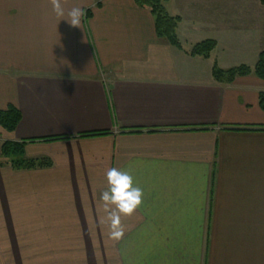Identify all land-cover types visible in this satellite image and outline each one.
Instances as JSON below:
<instances>
[{
	"label": "crops",
	"instance_id": "1",
	"mask_svg": "<svg viewBox=\"0 0 264 264\" xmlns=\"http://www.w3.org/2000/svg\"><path fill=\"white\" fill-rule=\"evenodd\" d=\"M62 6L85 10L79 27L51 0H0V111L20 113L0 147L51 162L0 165V264H264V81L212 76L255 65L263 21L217 27L171 0L184 46L217 42L202 58L159 39L134 0ZM113 167L144 191L119 241L99 199Z\"/></svg>",
	"mask_w": 264,
	"mask_h": 264
},
{
	"label": "trees",
	"instance_id": "2",
	"mask_svg": "<svg viewBox=\"0 0 264 264\" xmlns=\"http://www.w3.org/2000/svg\"><path fill=\"white\" fill-rule=\"evenodd\" d=\"M171 0H134V3L149 10L153 21L156 36L165 40L172 47L183 51L190 57L209 58L216 48V42L212 39L203 40L193 45L190 50H184L178 40L177 29L180 24V17L172 16L167 11V5ZM264 6V0H260ZM254 75L264 81V49L260 52L258 60L253 67L239 65L229 69H221L215 63L212 68V76L217 83L231 84L235 79ZM259 105L264 111V93L259 94ZM20 121V113L14 107H8L0 111V126L6 132H13ZM56 140V139H54ZM24 143L4 142L0 147V157L4 161L2 164H9L14 170H30L51 166L47 159H26L24 156Z\"/></svg>",
	"mask_w": 264,
	"mask_h": 264
},
{
	"label": "clouds",
	"instance_id": "3",
	"mask_svg": "<svg viewBox=\"0 0 264 264\" xmlns=\"http://www.w3.org/2000/svg\"><path fill=\"white\" fill-rule=\"evenodd\" d=\"M63 0H51L52 11L59 18L66 20L72 27H79L85 10L73 7L65 12ZM107 187L100 194L103 219L108 222L109 238L119 241L124 236L121 217L136 212L143 203L144 191L132 174L131 169L110 168L106 173Z\"/></svg>",
	"mask_w": 264,
	"mask_h": 264
},
{
	"label": "rangeland",
	"instance_id": "4",
	"mask_svg": "<svg viewBox=\"0 0 264 264\" xmlns=\"http://www.w3.org/2000/svg\"><path fill=\"white\" fill-rule=\"evenodd\" d=\"M188 1L192 3V10H193L192 16H196L198 15L197 13H199V17L202 20H204V18L209 17V16H216V18L214 19L216 20L217 27H220L219 24L229 25L228 24L229 22L236 23L237 25L240 22H249V21L251 22L255 20L256 21L261 20L264 23V17H263L264 12H262V15H261L259 9L256 12L249 11V13H247V11L249 10L248 9L249 7L259 8V6L261 5L260 0H188ZM178 40L181 43L184 50H190L191 47H193V45L197 44V43H194L192 45L184 46L179 37H178ZM205 40H208V39H205ZM216 47H217V42H216ZM214 50L212 51V53L214 52ZM212 53L210 54V56L212 55ZM250 67H253V66H250Z\"/></svg>",
	"mask_w": 264,
	"mask_h": 264
}]
</instances>
